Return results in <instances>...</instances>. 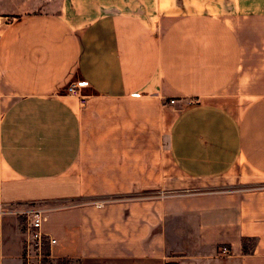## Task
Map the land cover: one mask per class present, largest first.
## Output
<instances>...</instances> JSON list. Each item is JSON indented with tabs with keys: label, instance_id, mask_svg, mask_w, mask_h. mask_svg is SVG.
<instances>
[{
	"label": "crops",
	"instance_id": "1",
	"mask_svg": "<svg viewBox=\"0 0 264 264\" xmlns=\"http://www.w3.org/2000/svg\"><path fill=\"white\" fill-rule=\"evenodd\" d=\"M243 21L264 0H0V205L48 209L43 264H264V24ZM21 253L0 225V264Z\"/></svg>",
	"mask_w": 264,
	"mask_h": 264
},
{
	"label": "built area",
	"instance_id": "2",
	"mask_svg": "<svg viewBox=\"0 0 264 264\" xmlns=\"http://www.w3.org/2000/svg\"><path fill=\"white\" fill-rule=\"evenodd\" d=\"M86 86L87 84L84 81L72 83L65 88V93L66 95L79 96L78 91L86 88ZM168 104H173V101H168ZM47 210V208L39 207L35 203H29L21 207L16 206V208L11 210L12 214L23 216L24 218L22 228V264H43L44 260L49 256V246L55 240L41 229ZM220 252L226 254L228 249L222 246Z\"/></svg>",
	"mask_w": 264,
	"mask_h": 264
},
{
	"label": "rangeland",
	"instance_id": "3",
	"mask_svg": "<svg viewBox=\"0 0 264 264\" xmlns=\"http://www.w3.org/2000/svg\"><path fill=\"white\" fill-rule=\"evenodd\" d=\"M262 23L264 24V22L262 21H259V22L249 21V23L248 22L245 23L243 21L241 24L245 27H255V26L260 27ZM253 40L254 42H259L260 39L258 36H253ZM13 208H16V206L0 205V225L8 233H12V232L15 233L18 230H22L23 225H24L23 216L12 214L11 210H13Z\"/></svg>",
	"mask_w": 264,
	"mask_h": 264
},
{
	"label": "trees",
	"instance_id": "4",
	"mask_svg": "<svg viewBox=\"0 0 264 264\" xmlns=\"http://www.w3.org/2000/svg\"><path fill=\"white\" fill-rule=\"evenodd\" d=\"M246 241H248V244H253L254 242H255V240L254 239H246ZM243 250H245V247H244V240H243Z\"/></svg>",
	"mask_w": 264,
	"mask_h": 264
}]
</instances>
